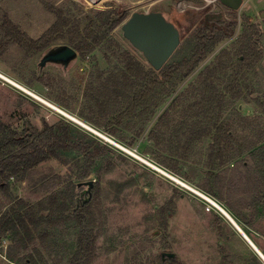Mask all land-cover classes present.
Returning a JSON list of instances; mask_svg holds the SVG:
<instances>
[{
    "label": "rangeland",
    "instance_id": "obj_1",
    "mask_svg": "<svg viewBox=\"0 0 264 264\" xmlns=\"http://www.w3.org/2000/svg\"><path fill=\"white\" fill-rule=\"evenodd\" d=\"M157 1L0 0V25L6 16L28 38L37 40L56 21L50 9L63 10L72 21H81L82 27L86 18H94L97 12L122 8L130 16L133 12L141 13L151 9L150 5L154 2L152 11L168 10L172 1L181 0H161L156 4ZM191 1V9L187 8L190 12L175 17L183 27V36L197 27L200 13L206 8L212 9L214 13L220 10L218 0ZM236 18L238 26L233 39L217 45L195 73L160 103L139 138L135 136L138 128L127 130L121 127L118 138H114L104 127L97 128L84 120L98 117L91 115L87 109L89 104L86 105L83 99L85 83L90 74L93 78L98 72L108 73L119 62L105 51V46L84 58L76 53V60L65 69L51 62L40 66L48 49L27 54L17 45H12L0 51V73L74 116L109 141L0 79L1 124L19 134L25 130L42 132L47 125L63 135V129L66 128L70 139L96 142L110 150L83 182L77 179L82 159L75 153H60L57 159L35 168L22 182L10 180L8 193H0V215L10 203L20 199L34 210L35 225L31 228L33 240L27 249L19 251L8 242H0V264H25L29 257L37 264L70 263L76 250L77 231L74 224L65 218L52 219L50 203L53 200L58 206L64 203L70 206L74 202L89 207L95 239V252L89 264H234L240 253L234 249L236 237L231 229L235 231V228L230 222L214 209L207 212L205 200L131 157L122 148L216 202L232 221L238 213L244 217L249 216L250 204L257 193L254 189L258 177L253 172L256 164L251 155L245 154L241 160H237L238 157H232L230 153L225 156L221 166L212 169L208 166L210 152L209 141L206 139L185 144L179 150V158L175 160H171L164 146H154L148 139L159 117L169 111L172 104L175 109L172 110L175 112L173 116L177 121L181 120L187 105L194 101L185 97L197 84V75L213 64L220 52L225 51L231 57L234 56L238 46L236 41L246 26L242 18H248L253 25H258L261 32L262 61L252 70L244 72L241 80L243 95L237 101L226 103L223 119L234 122L233 148L238 149L245 143L248 151L255 153L259 150L262 144H256V139L264 130V113L263 108L255 104V99L258 98L264 104V0H242ZM109 38L148 66L142 55L122 37L120 26ZM2 42L3 36L0 33V44ZM54 45L67 46L65 40ZM41 78L46 84L41 83ZM219 79L222 87L230 80L227 81L226 76ZM249 91L253 92L251 96L248 95ZM241 119H245V122ZM97 121H100L101 126L104 125L103 119L97 118ZM156 161L175 165L180 175L169 172ZM87 182H92L89 189L81 184ZM87 192L90 194L87 195ZM260 208L264 211V206ZM163 253L173 254L174 259L162 258Z\"/></svg>",
    "mask_w": 264,
    "mask_h": 264
},
{
    "label": "trees",
    "instance_id": "obj_2",
    "mask_svg": "<svg viewBox=\"0 0 264 264\" xmlns=\"http://www.w3.org/2000/svg\"><path fill=\"white\" fill-rule=\"evenodd\" d=\"M50 11L55 15L56 21L37 40L28 38L4 16L0 25L3 36L0 51L17 45L27 54L40 53L57 46H53L56 42L65 40L67 47L84 58L97 48L105 46V51L119 62L108 73L98 72L93 78L90 74L83 95L86 105L89 104L87 109L91 115L98 116L99 120L103 119L104 125L101 126L97 118L84 120L97 128L104 127L114 138H118L121 127L127 130L138 128L135 136H142L160 103L195 73L217 45L233 39L238 26L236 12L225 7L220 6L217 13L210 9L202 11L197 27L183 36L178 49L167 63L159 71H155L109 38L129 18L122 8L97 12L94 18L87 17L82 27L81 21H72L63 10ZM242 20L246 26L236 41L238 46L234 56L231 57L225 51L220 52L215 62L197 75V84L185 97L194 101L187 105L181 120L177 121L173 116L172 113L175 112L172 110L175 109L172 104L170 110L159 117L153 130L149 132L148 139L154 146H164L171 160L179 158V150L185 144L206 139L209 141L208 153L210 152L208 166L212 169L221 166L225 156L230 153L232 157H238L237 160H241L245 154L251 155L256 164L253 172L258 175L254 189L257 193L250 204L251 210L255 211L256 205L264 204V130L257 136L256 144L262 145L255 153L248 151L245 143L238 149L233 148L234 122L223 119L226 103L237 101L243 95L241 80L244 72L252 70L262 61L261 32L258 25H253L248 18ZM222 76H226L227 81L230 79L224 87L219 79ZM41 79V83L46 84ZM252 94L253 92H248L249 96ZM255 100V104L263 108L264 113V104L258 98ZM241 121L245 122V119ZM257 147L256 145L255 148ZM60 153H75L82 159L77 179L83 182L91 176L96 164L110 150L96 142L70 139L66 128L63 129V135L54 132L47 125L42 132L25 130L19 134L0 123V193H8L10 180L24 181L35 168L57 159ZM156 162L169 172L180 175L175 165ZM50 213L52 219L65 218L71 221L77 231L76 250L69 264H89L95 252L89 207L74 202L70 206L66 203L58 206L53 200L50 203ZM34 217V210L24 201L19 199L10 203L0 215V242H8L19 251L27 249L33 240L31 228L35 225ZM25 264L37 263L29 257Z\"/></svg>",
    "mask_w": 264,
    "mask_h": 264
},
{
    "label": "water",
    "instance_id": "obj_3",
    "mask_svg": "<svg viewBox=\"0 0 264 264\" xmlns=\"http://www.w3.org/2000/svg\"><path fill=\"white\" fill-rule=\"evenodd\" d=\"M219 3L234 12L242 6V0H219ZM120 29L122 37L142 55L148 66L155 71H159L167 63L182 41L179 29L162 13L133 12L120 26ZM76 58V52L70 47L54 46L46 51L40 66L49 62L57 64L58 61H62L64 63L66 60L70 63ZM66 67L65 64L63 68ZM82 185L91 187L92 182L82 183ZM237 230L241 233L238 227ZM161 257L174 259V255L169 253H163Z\"/></svg>",
    "mask_w": 264,
    "mask_h": 264
},
{
    "label": "crops",
    "instance_id": "obj_4",
    "mask_svg": "<svg viewBox=\"0 0 264 264\" xmlns=\"http://www.w3.org/2000/svg\"><path fill=\"white\" fill-rule=\"evenodd\" d=\"M260 207L256 205L255 211L250 209L248 217L239 213L234 216V222L242 233L231 229L236 237L234 249L240 253L234 264H264V211Z\"/></svg>",
    "mask_w": 264,
    "mask_h": 264
},
{
    "label": "bare ground",
    "instance_id": "obj_5",
    "mask_svg": "<svg viewBox=\"0 0 264 264\" xmlns=\"http://www.w3.org/2000/svg\"><path fill=\"white\" fill-rule=\"evenodd\" d=\"M0 79L4 82H6L7 84L13 86L14 88L24 92L25 94H27L28 96H31L32 98H34L35 100L41 102L42 104H44L45 106L49 107L50 109H52L53 111L57 112L58 114L66 117L67 119H69L70 121L76 123L77 125L91 131L92 133L99 135L98 132H96L94 129H92L91 127L87 126L85 123L81 122L80 120H78L77 118H75L74 116L68 114L67 112L63 111L62 109L56 107L53 104H50L49 102L43 100L42 98H40L39 96H37L36 94L31 93L30 91H28L27 89L23 88L21 85H19L18 83L14 82L13 80H11L9 77L3 75L2 73H0ZM120 148H122L120 146ZM122 150L129 154L131 157L137 159L138 161H140L141 163L147 165L149 168L155 170L157 173H160V175H163L164 177H166L167 179L171 180L172 182L180 185L182 188H184L185 190L189 191L190 193L202 198L203 200H205L206 202H211L217 205V203H215L214 201H212L211 199H209L208 197L204 196L203 194H201L199 191H197L196 189H194L193 187L189 186L188 184H185L184 182H182L181 180H179L178 178L172 176L171 174L163 171L162 169H160L159 167L149 163L148 161L143 160L142 158L131 154L128 150L122 148ZM219 207V206H218ZM220 208V214L222 216L225 217L226 220H228L230 222V224L237 230V227L235 226V224L233 223L231 217L228 215V213H226L221 207ZM239 233V232H238Z\"/></svg>",
    "mask_w": 264,
    "mask_h": 264
},
{
    "label": "flooded vegetation",
    "instance_id": "obj_6",
    "mask_svg": "<svg viewBox=\"0 0 264 264\" xmlns=\"http://www.w3.org/2000/svg\"><path fill=\"white\" fill-rule=\"evenodd\" d=\"M160 1L161 0L157 1L156 4H158ZM185 1H187V2L185 3L183 0L177 1V2H175V1L173 2L172 1L170 3V7L168 8V10L160 9V10H157V11H152L151 9L153 8V6H155V2H154V3H152L150 5L151 9H147L146 11H142L141 13H149V12L162 13L167 19H169L179 29V31L181 33V36H183V30L180 27L179 21H177L175 19V17H176L177 14H183V13L190 12V11L187 10V8L190 7V9H191V7H192L191 5H192L193 2L191 0H190L191 2H188V0H185ZM220 6L223 7L221 4H220ZM206 9H208V8H206ZM210 10L212 11V9H210ZM70 63L68 62V60H66L64 63L62 61H58L57 65H59L60 67L63 68V66L65 64L68 67Z\"/></svg>",
    "mask_w": 264,
    "mask_h": 264
},
{
    "label": "built area",
    "instance_id": "obj_7",
    "mask_svg": "<svg viewBox=\"0 0 264 264\" xmlns=\"http://www.w3.org/2000/svg\"><path fill=\"white\" fill-rule=\"evenodd\" d=\"M206 1V0H205ZM214 1H216V0H214ZM97 136H99V137H101L102 139H106V138H104L103 136H100V135H97ZM107 141H109L108 139H106ZM203 200V199H202ZM204 201V200H203ZM206 202V201H205ZM216 203V202H215ZM206 204H207V209H206V211L207 212H209L210 210H216L218 213L220 212V208L218 207V206H216V204H214V203H211V202H206ZM220 214V213H219ZM234 222V221H233ZM234 226V225H233Z\"/></svg>",
    "mask_w": 264,
    "mask_h": 264
}]
</instances>
